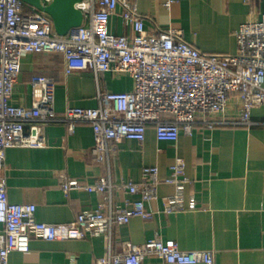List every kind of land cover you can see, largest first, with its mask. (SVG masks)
<instances>
[{"label":"built area","instance_id":"1","mask_svg":"<svg viewBox=\"0 0 264 264\" xmlns=\"http://www.w3.org/2000/svg\"><path fill=\"white\" fill-rule=\"evenodd\" d=\"M52 1L41 0L44 6ZM177 2L165 0L164 6L171 8ZM75 8L84 15L82 25L59 37L45 13L34 8L26 11L21 0H0V170L8 149L47 147V125L63 123L73 133L77 125L87 124L94 134L89 158L105 169L104 175L85 185L61 176V188L65 194L71 190L102 194L104 201L70 223H41L36 220L34 204L8 201L6 183L0 177V264H8L12 252H28L32 239L96 236H103L106 252L93 264H145L148 258L166 264H214L211 251H184L174 240L159 236L143 244L123 242L118 252L113 251L116 226L127 225L136 217L153 218L147 206L159 199L160 177L158 167H145L140 182L121 179L115 183L112 160L122 142L143 143L148 127L154 128L158 141L176 143L180 134L192 136L198 126L264 125L252 119V111L264 106V14L235 31V54H209L188 43L182 30L147 32L138 0H83ZM114 16L133 36L111 33ZM30 54H61L66 76L91 72L98 85L97 107H68L59 115L55 109L57 83L41 75L29 82L31 106L15 105L21 62ZM105 74L130 78L131 91H102L99 86ZM233 99L239 103L236 115L229 113ZM185 170V161L177 157L165 180L175 192L161 199L168 214L200 209L194 198L185 201L190 183ZM115 192L138 199L115 205Z\"/></svg>","mask_w":264,"mask_h":264},{"label":"crops","instance_id":"2","mask_svg":"<svg viewBox=\"0 0 264 264\" xmlns=\"http://www.w3.org/2000/svg\"><path fill=\"white\" fill-rule=\"evenodd\" d=\"M165 0H138L139 12L146 17L149 33L176 29L199 51L209 54H235V31L245 22L257 21L264 14V0H178L171 8ZM110 31L118 36H133L112 17ZM36 75L57 83L55 109L62 115L68 107L96 108L98 85L91 72L65 75L61 54H30L22 59L19 83L13 103L31 106L29 82ZM105 92H129L133 82L128 77L105 74L100 83ZM239 103L233 99L229 113L237 114ZM255 122H264V106L252 111ZM26 127V132H29ZM47 147L13 148L5 152L0 170L8 201L34 204L36 220L46 224H67L83 211L94 210L104 201L102 194L71 190L65 194L61 176L93 184L105 169L89 158L94 145L92 128L79 124L70 133L63 123L44 129ZM177 157L186 163L184 197L194 198L198 210L166 213L162 198L175 192L165 183ZM158 167L159 199L148 204L150 220L132 218L129 224L113 231V251L123 242L143 244L159 236L174 240L181 250L211 251L214 264H264V125L250 127L198 126L192 136L180 134L176 143L158 141L153 127H148L145 141H124L112 160V179L117 183L140 182L145 167ZM135 201L137 196L114 193V204ZM106 252L103 236L82 240L45 241L32 239L26 253L12 252L8 264H93ZM145 264H166L148 258Z\"/></svg>","mask_w":264,"mask_h":264},{"label":"water","instance_id":"3","mask_svg":"<svg viewBox=\"0 0 264 264\" xmlns=\"http://www.w3.org/2000/svg\"><path fill=\"white\" fill-rule=\"evenodd\" d=\"M21 1L48 15L59 37H66L70 30L80 27L84 20L83 13L75 8V5L83 0H53L47 6H44L41 0Z\"/></svg>","mask_w":264,"mask_h":264},{"label":"rangeland","instance_id":"4","mask_svg":"<svg viewBox=\"0 0 264 264\" xmlns=\"http://www.w3.org/2000/svg\"><path fill=\"white\" fill-rule=\"evenodd\" d=\"M25 9H26V11H30L31 7L28 5H25Z\"/></svg>","mask_w":264,"mask_h":264}]
</instances>
